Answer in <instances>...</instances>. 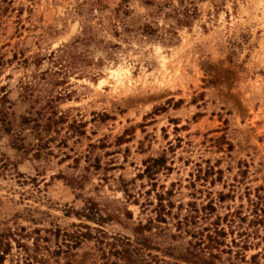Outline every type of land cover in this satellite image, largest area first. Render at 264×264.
Segmentation results:
<instances>
[{
    "label": "rangeland",
    "instance_id": "374dc122",
    "mask_svg": "<svg viewBox=\"0 0 264 264\" xmlns=\"http://www.w3.org/2000/svg\"><path fill=\"white\" fill-rule=\"evenodd\" d=\"M0 264H264V0H0Z\"/></svg>",
    "mask_w": 264,
    "mask_h": 264
}]
</instances>
